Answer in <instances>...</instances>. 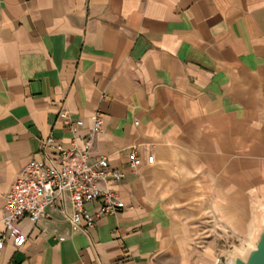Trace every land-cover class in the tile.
I'll list each match as a JSON object with an SVG mask.
<instances>
[{
	"label": "crops",
	"instance_id": "1",
	"mask_svg": "<svg viewBox=\"0 0 264 264\" xmlns=\"http://www.w3.org/2000/svg\"><path fill=\"white\" fill-rule=\"evenodd\" d=\"M95 114L90 161L124 172L109 186L126 206L88 203L86 230L69 201L24 217L0 264H217L194 239L202 219L264 204V0H0V228L42 141L73 147Z\"/></svg>",
	"mask_w": 264,
	"mask_h": 264
},
{
	"label": "built area",
	"instance_id": "2",
	"mask_svg": "<svg viewBox=\"0 0 264 264\" xmlns=\"http://www.w3.org/2000/svg\"><path fill=\"white\" fill-rule=\"evenodd\" d=\"M66 110L60 116L66 118ZM78 124H83L79 121ZM103 119L99 114L92 117L89 133L76 138L74 146L65 148L52 136L42 141V148L48 154L44 159H32L23 167L6 194L0 228V248L11 239L17 248L24 246L27 235L20 229L19 221L24 217L33 223L48 217L49 206H58L66 211L65 203L72 205L67 219L73 229L86 230L95 223V216L88 212L86 205L102 200L101 213H112L125 207L118 193L109 185L120 181L124 172L112 167L108 157L100 156L90 161L93 142L102 130ZM75 134L78 132L73 127ZM50 148L52 150L48 151ZM129 167L138 170L143 164L135 151L131 152ZM154 156L147 158L152 163Z\"/></svg>",
	"mask_w": 264,
	"mask_h": 264
},
{
	"label": "rangeland",
	"instance_id": "3",
	"mask_svg": "<svg viewBox=\"0 0 264 264\" xmlns=\"http://www.w3.org/2000/svg\"><path fill=\"white\" fill-rule=\"evenodd\" d=\"M250 222L254 224L253 229H250ZM199 224L201 229H197L194 239L200 243L204 255L210 256L217 264H231L236 255L245 256L252 247L258 226V210L254 219H202Z\"/></svg>",
	"mask_w": 264,
	"mask_h": 264
},
{
	"label": "water",
	"instance_id": "4",
	"mask_svg": "<svg viewBox=\"0 0 264 264\" xmlns=\"http://www.w3.org/2000/svg\"><path fill=\"white\" fill-rule=\"evenodd\" d=\"M231 264H264V204L258 210V226L252 247L245 256L236 255Z\"/></svg>",
	"mask_w": 264,
	"mask_h": 264
}]
</instances>
